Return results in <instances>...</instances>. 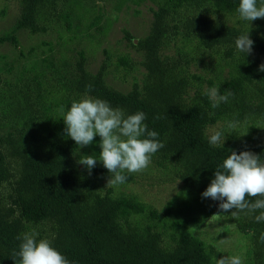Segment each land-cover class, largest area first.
I'll list each match as a JSON object with an SVG mask.
<instances>
[{"label":"trees","instance_id":"1","mask_svg":"<svg viewBox=\"0 0 264 264\" xmlns=\"http://www.w3.org/2000/svg\"><path fill=\"white\" fill-rule=\"evenodd\" d=\"M152 1L156 8L147 33L125 31V39L143 59V74L133 75L128 89L109 82L105 63L93 71L86 51L69 48L57 63L51 56L38 58L17 77L0 78V264H15L18 237L33 231L38 240L49 239L70 264H215L226 257L192 229L196 209L178 191L161 211L124 187L153 185V180L169 184L171 179L180 189L202 196L231 151H251L264 160V72L259 71L264 64V18L241 20L239 0ZM27 2L28 14L0 36V45L19 48L21 31L33 26L35 32H47L52 23L72 32L71 40L85 36L100 41L105 34L96 0ZM48 7L55 21L44 18L37 31V12ZM94 28L99 37L92 34ZM247 34L254 41L250 54L235 46L236 38ZM120 62L130 73L140 71L127 57ZM211 88L233 95L213 108L205 94ZM86 93L125 116L145 113L144 123L165 145L151 158L153 170L144 171L143 177L124 172L125 183L108 189L103 179L110 173L102 162L97 161L91 174L77 165L80 148L64 133L62 118ZM229 122L236 127L229 128ZM206 129L224 133L223 147L208 143ZM260 198L246 197L249 202ZM204 201L229 216L248 241L242 264H264L259 239L264 222L255 221L260 210L233 216L219 209L220 201Z\"/></svg>","mask_w":264,"mask_h":264},{"label":"clouds","instance_id":"2","mask_svg":"<svg viewBox=\"0 0 264 264\" xmlns=\"http://www.w3.org/2000/svg\"><path fill=\"white\" fill-rule=\"evenodd\" d=\"M237 12L241 20L249 22L264 18V0L259 5L257 0H239ZM253 44L249 34L240 35L235 40L236 48L246 54L252 52ZM259 71L264 72V64L259 66ZM88 90L91 91V86H88ZM205 94L211 99L213 108L227 103L233 95L231 92L220 95L217 88L208 89ZM145 119L143 112L125 116L122 110L114 109L107 101L87 93L79 101H73L62 118L64 133L79 148L91 145L96 136L100 137L99 158L84 155L78 163L91 174L97 161L102 162L110 173L107 186L125 183L127 177L124 172L143 171L150 164L152 156L165 146L157 139L158 133L148 129ZM228 127L235 128L236 124L229 122ZM205 135L211 146L223 147L226 136L222 131L206 129ZM202 197L220 201L219 209L233 216L238 212L249 214L260 210L255 221L264 222V160L251 151H241L239 154L231 151L215 170L214 178ZM246 197L262 198L249 202ZM38 235L33 231L18 237L21 243L19 251L14 253L19 257L15 264H70L49 239L38 240ZM259 239L264 242V233ZM215 264H242V259L240 256L221 257L216 259Z\"/></svg>","mask_w":264,"mask_h":264},{"label":"rangeland","instance_id":"3","mask_svg":"<svg viewBox=\"0 0 264 264\" xmlns=\"http://www.w3.org/2000/svg\"><path fill=\"white\" fill-rule=\"evenodd\" d=\"M121 1L125 2L122 9H116L115 7L119 6ZM60 3L62 4L61 1ZM27 5H29L27 0H0V36L9 31L19 19H23L28 14ZM97 7L102 9L103 20H101L100 25L105 30V34L102 35L100 41L98 38L91 40L90 37L85 36L71 40L74 34L68 32L65 27H59L56 23L49 25L47 32L38 31L37 28L42 27L44 18L49 17V21H55L51 16L52 8L39 9L36 19L37 27L35 26L38 32L33 30V26L21 31L18 35L19 48L9 43L0 45V78L17 77L26 68L32 66L35 59L38 58L51 56L54 57V61L57 63L58 59L64 54L62 52L68 51L69 48L76 49V51H86L89 58V67L93 71L99 70L105 63L109 82L115 87L128 89L135 76L141 77L143 74L141 73L140 63L143 59L142 54L132 48L125 39V31L128 30L135 36L145 35L152 21V10L156 8V4L152 0H145L141 3H137L136 0H96L95 8ZM53 8L57 10L54 14L56 16L60 5ZM31 16L34 19L35 14H31ZM108 23L110 25L106 26ZM93 33H95V37H99V33L96 32L95 28L92 30ZM64 42H67V45ZM136 42H139L138 38ZM51 47L54 48L53 51H51ZM123 57H127L131 62L133 61L136 69L140 71L130 73L128 66L120 62ZM133 75H135L134 78ZM204 85L206 88V82H204ZM94 139L97 143L100 142L99 136ZM84 155H92L96 158L94 145L91 144L79 149L76 163L80 168H85V166L78 163ZM154 168V165L150 162L143 171L131 174L136 175V177H143L144 171L153 170ZM108 178L109 176H105L103 179L106 188L116 187V185L107 186ZM153 182L156 183L151 185L147 182L144 185L137 182L124 188L129 194H139L145 201L155 205L161 211L168 201L176 198L175 194L178 191L196 209L197 225L191 226L192 229H196V234L208 243L214 244L226 257L240 256L242 263L245 262L249 248L248 241L237 231L229 216L216 213L212 208L213 206L206 203L202 196H197L192 191L180 189L181 186L177 183L173 184L174 182L171 179L167 180L169 184H162L166 181L153 180ZM177 206V209L183 207L181 203H178Z\"/></svg>","mask_w":264,"mask_h":264}]
</instances>
